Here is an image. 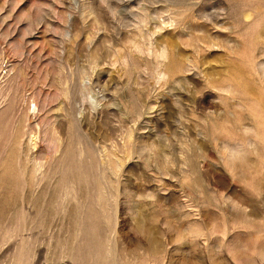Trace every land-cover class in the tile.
Wrapping results in <instances>:
<instances>
[{"label": "rangeland", "instance_id": "rangeland-1", "mask_svg": "<svg viewBox=\"0 0 264 264\" xmlns=\"http://www.w3.org/2000/svg\"><path fill=\"white\" fill-rule=\"evenodd\" d=\"M0 264H264V0H0Z\"/></svg>", "mask_w": 264, "mask_h": 264}, {"label": "bare ground", "instance_id": "bare-ground-1", "mask_svg": "<svg viewBox=\"0 0 264 264\" xmlns=\"http://www.w3.org/2000/svg\"><path fill=\"white\" fill-rule=\"evenodd\" d=\"M93 36H94V35H93ZM94 37H95V36H94ZM86 38H87V37H86ZM90 38H91V37H90ZM88 39H89V38H88ZM88 42H89V41H88ZM92 44H93V43H92ZM88 45H89V44H88ZM96 46H97V45H96ZM91 53H92V52H91ZM91 53H90V54H91ZM71 54H72V53H71ZM74 55H75V54H74ZM68 56H69V54H68ZM93 60H94V59H93ZM92 62H93V61H92ZM94 62H95V61H94ZM94 62H93V64H95ZM96 63H97V60H96ZM62 66H63V65H62ZM94 66H95V65H94ZM89 67H91V66H89ZM63 72H64V71H63ZM67 75H68V74H67ZM67 75H66V76H67ZM60 76H61V75H60ZM73 78H74V77H73ZM69 80H70V79H69ZM77 83H78V81H77ZM71 84H73V83H71ZM75 84H76V83H75ZM66 85H67V83H66ZM76 85H78V84H76ZM65 87H66V86H65ZM71 87H72V86H71ZM74 87H75V86H74ZM76 87H78L79 89H81L80 86H76ZM81 87H82V86H81ZM86 87H87V86H86ZM82 88H85V87L83 86ZM87 88H88V87H87ZM87 88H86V89H87ZM80 91H83V90L81 89ZM86 91H87V90H86ZM78 92H79V91H78ZM64 93H65V92H64ZM74 93H75V92H74ZM79 93H80V92H79ZM84 93L86 94V92H84ZM88 93H90V92H87V95H88ZM71 94H72V92H71ZM80 94H83V93H80ZM87 95H86V96L84 95V97H85L86 99L88 98ZM79 96H81V95H79ZM82 96H83V95H82ZM68 98H69V97H68ZM82 98H83V97H82ZM86 99H82V102H83V100H86ZM57 100H58V99H57ZM68 100H69V99H68ZM58 102H59V101H58ZM68 102H69V101H68ZM70 102H71V101H70ZM81 104H82V103H81ZM57 105H58V104H57ZM80 112H81V111H80ZM29 116H30V115H29ZM44 125H45V124H44ZM44 125H43V126H44ZM48 125H50V124H48ZM26 126H27V125H26ZM46 127H47V126H46ZM47 128H48V127H47ZM40 129H41V128H40ZM124 129H125V128H124ZM50 130H51V129H50ZM126 130H127V129H126ZM39 131H40V130H39ZM41 132H42V131H41ZM120 135H121V134H120ZM126 135H127V134H126ZM129 135H130V134H129ZM45 139H47V138H45ZM48 139H49V138H48ZM45 141H46V140H45ZM95 148H96V147H95ZM165 158H166V157H165ZM196 176H197V175H196Z\"/></svg>", "mask_w": 264, "mask_h": 264}]
</instances>
